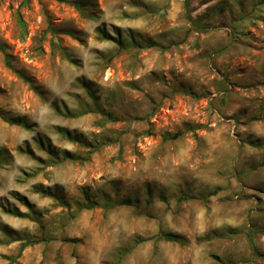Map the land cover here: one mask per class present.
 <instances>
[{
  "label": "rangeland",
  "instance_id": "obj_1",
  "mask_svg": "<svg viewBox=\"0 0 264 264\" xmlns=\"http://www.w3.org/2000/svg\"><path fill=\"white\" fill-rule=\"evenodd\" d=\"M0 264H264V0H0Z\"/></svg>",
  "mask_w": 264,
  "mask_h": 264
},
{
  "label": "trees",
  "instance_id": "obj_2",
  "mask_svg": "<svg viewBox=\"0 0 264 264\" xmlns=\"http://www.w3.org/2000/svg\"><path fill=\"white\" fill-rule=\"evenodd\" d=\"M9 123H13V124H18V123H14V121H10V120H7ZM181 134H176L174 135L172 138H178ZM165 239L169 240V241H176V237H173L171 235H166L165 236ZM26 244H30V243H25L22 247H21V251L26 247Z\"/></svg>",
  "mask_w": 264,
  "mask_h": 264
}]
</instances>
